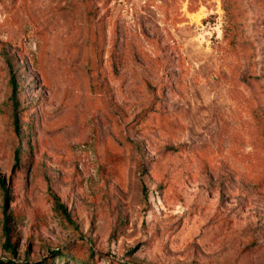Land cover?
<instances>
[{
  "label": "rangeland",
  "instance_id": "1",
  "mask_svg": "<svg viewBox=\"0 0 264 264\" xmlns=\"http://www.w3.org/2000/svg\"><path fill=\"white\" fill-rule=\"evenodd\" d=\"M234 1L0 0V264H264V0Z\"/></svg>",
  "mask_w": 264,
  "mask_h": 264
},
{
  "label": "trees",
  "instance_id": "2",
  "mask_svg": "<svg viewBox=\"0 0 264 264\" xmlns=\"http://www.w3.org/2000/svg\"><path fill=\"white\" fill-rule=\"evenodd\" d=\"M226 3V8L228 10V12L230 13V17L232 20V24L234 26V28H237L238 26V13L236 12L237 10V6H235V1L234 0H225ZM6 63L8 66V71H9V88H10V96H9V102L11 105V109H12V117H13V124H14V128H15V132L16 134L20 137L23 138L22 133H21V126H20V100H19V88H18V83L16 80V75H15V71L13 69V62L11 60V58L6 55ZM21 156H22V152L21 149L18 148L16 150L15 153V159H16V165L18 167V165H20L21 162ZM0 188L2 189L3 193H4V199L7 200L9 198H11L10 195V189L8 187V184L6 182V180L3 178V176L0 174ZM54 205L56 207V209L58 211H60L62 214H67L66 213V209L65 207L59 203L58 200H54ZM68 215V214H67ZM2 231H3V235L5 237V242H4V246L6 251L11 254L12 256H15V244L11 241V237H12V215L7 211L6 209V204L3 205L2 208ZM69 256V253L65 252V250L60 251L57 254V257H67ZM10 264H16L14 262H9Z\"/></svg>",
  "mask_w": 264,
  "mask_h": 264
}]
</instances>
